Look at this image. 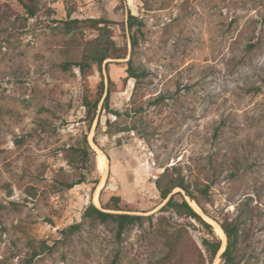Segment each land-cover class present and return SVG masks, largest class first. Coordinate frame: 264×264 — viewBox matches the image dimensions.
<instances>
[{
    "label": "rangeland",
    "instance_id": "1",
    "mask_svg": "<svg viewBox=\"0 0 264 264\" xmlns=\"http://www.w3.org/2000/svg\"><path fill=\"white\" fill-rule=\"evenodd\" d=\"M23 1L0 0V264H160L169 251L160 227L184 234L173 264H224L227 238L216 219L240 223V264H264V0H36L34 16ZM130 13L135 65L146 74L139 82L126 72ZM89 17L111 20L127 53L107 60L103 76L60 67L72 38L98 34H65L62 21ZM100 80L105 92L90 125L85 98L99 96ZM110 88L118 115L102 109ZM84 135L94 152L74 165L67 149ZM101 152L110 157L105 171ZM165 170L193 183L216 218L186 197L222 240L213 262L200 223L160 212L166 200L155 180ZM81 172L85 182L61 185ZM196 185H209V196ZM113 194L125 211L152 220L122 239L112 225L83 220L91 202L102 208ZM80 221L64 239L61 231Z\"/></svg>",
    "mask_w": 264,
    "mask_h": 264
},
{
    "label": "trees",
    "instance_id": "2",
    "mask_svg": "<svg viewBox=\"0 0 264 264\" xmlns=\"http://www.w3.org/2000/svg\"><path fill=\"white\" fill-rule=\"evenodd\" d=\"M23 4L26 8V11L31 16L36 14V0H28V2L23 1ZM136 20L137 17L130 13L127 24L131 32L132 50L130 52V57L126 61V72L128 74V78H135L137 82H139V79L144 77L146 74L145 71L140 70L139 67L135 65L134 56L138 46L137 33L134 31V26L137 24ZM111 22V20L106 18L93 17L85 19L73 18L62 21L61 27L59 28H61L65 34H76L77 32H83L85 29L98 30V34L94 38L83 41V43L78 41L76 42L72 38L70 41L71 49L69 54L71 59L62 62L60 67L66 71L70 70L72 67H77L84 75L90 74L95 68L100 72L101 76H103V66H107L109 63L107 60L126 57L127 53L124 54L121 52V48L117 45L115 39L111 35ZM109 82L110 85L113 84L111 78L109 79ZM98 87L99 96L97 98L94 100L85 98L84 104L87 110L86 117H89L90 125L94 121L96 110L101 101V97L105 92V84L103 80H100ZM110 94L111 88L108 89L102 109L118 115V111L110 109ZM107 124L109 129L106 132L112 135L111 127L113 126V123L107 120ZM91 152H94V150L89 143L87 135H84L82 142L79 143L78 146H71L67 149V156L72 164H81L84 166V162L89 159ZM106 155L107 158L110 159L109 155ZM86 177L87 175L81 172L78 178L63 179L60 182L63 187L71 188L76 184L85 182L87 180ZM96 182L98 183L99 180L97 179ZM155 184L159 191L160 197L163 200H166L164 205L161 207L160 212H173L179 217H188L190 219H194L203 226L207 233L211 235V238L204 237L202 242L209 254L208 256L210 257L211 262H213L214 258L222 248V240L218 237V235H216L214 226L208 222L203 217V215L191 204V200L195 201L205 214L213 217L207 208L202 204L200 198L195 193V189L192 188L193 183L188 181L182 175L173 177L167 170H165L156 178ZM177 188L181 190L174 192V190ZM196 188L206 196H209V185H206L205 188H201L196 185ZM177 197H180V199ZM186 197H189L191 200H188ZM122 201L123 198L121 195L113 194L110 200L102 205V208L91 202L83 212V220H88L91 225L98 223L112 225L115 229V235L118 239H122V235L132 226H143L145 220H152L151 215L135 214L125 211L121 205ZM158 219L161 225L162 223H167L168 226H171L172 224L166 215H160ZM216 220L218 221L227 238L226 248L221 254L224 264H240L238 260V251L240 248L239 244L241 241L240 223L238 221H230L228 219L223 221H219L218 219ZM82 223L83 221L76 222L64 228L61 231L63 238H72L74 234L81 230ZM160 229L161 234L163 237H165V243L169 248V251L159 261V263L173 264L169 259V256H172V254L177 251L180 244L182 243L181 240L184 238V234L180 228L174 230L173 232H169L167 228L160 227ZM116 262L117 258H114L111 264H116Z\"/></svg>",
    "mask_w": 264,
    "mask_h": 264
},
{
    "label": "bare ground",
    "instance_id": "3",
    "mask_svg": "<svg viewBox=\"0 0 264 264\" xmlns=\"http://www.w3.org/2000/svg\"><path fill=\"white\" fill-rule=\"evenodd\" d=\"M97 164H98V168L101 170V171H105L106 169V166L108 165V158L107 156L105 155V153L101 152L97 155ZM218 230V233L225 237V234L224 232L222 231L221 228H217Z\"/></svg>",
    "mask_w": 264,
    "mask_h": 264
},
{
    "label": "water",
    "instance_id": "4",
    "mask_svg": "<svg viewBox=\"0 0 264 264\" xmlns=\"http://www.w3.org/2000/svg\"><path fill=\"white\" fill-rule=\"evenodd\" d=\"M202 215H203V214H202ZM203 217H204V216H203ZM225 248H226V246H225ZM225 248H224V250H225ZM224 250H223V251H224Z\"/></svg>",
    "mask_w": 264,
    "mask_h": 264
}]
</instances>
